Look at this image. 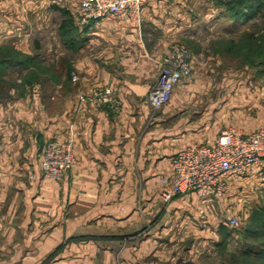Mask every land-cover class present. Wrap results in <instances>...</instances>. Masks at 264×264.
<instances>
[{"label":"crops","instance_id":"0c3cea01","mask_svg":"<svg viewBox=\"0 0 264 264\" xmlns=\"http://www.w3.org/2000/svg\"><path fill=\"white\" fill-rule=\"evenodd\" d=\"M71 1L0 0V48L32 55L37 47L35 27L9 28L5 17L57 13L56 32L69 31L55 46L75 49V89L110 88L122 108L79 105L74 89L48 91L29 69L2 77L23 84L0 99V264H242L244 225L231 228L224 214L238 212L231 205L248 192L243 182L211 203L181 196L165 206L159 198L181 151L213 143L230 126L256 127L247 116L228 124L226 105L212 116L176 97L158 110L146 103L168 47L194 36L196 0H150L141 26L109 18L79 26ZM49 140L73 142L77 164L60 182L41 176ZM253 179L264 180L254 172L245 182Z\"/></svg>","mask_w":264,"mask_h":264},{"label":"rangeland","instance_id":"374dc122","mask_svg":"<svg viewBox=\"0 0 264 264\" xmlns=\"http://www.w3.org/2000/svg\"><path fill=\"white\" fill-rule=\"evenodd\" d=\"M219 1L196 0L193 4L196 14L195 27L193 28L195 30L194 36L193 38L183 37L175 42L189 50L192 76L175 88L169 102L162 108L170 105L173 97H176L175 102L180 99L183 108L186 110L211 113L212 116L215 115L216 109L226 105L228 124L233 125L244 116H247L246 120L256 121V127H249L248 130L232 126L228 128L251 132L264 127V41H261L259 47H255L257 49L253 52L248 50L242 52L236 47L232 53H229L227 49L230 48L232 42L238 47L247 45V41L242 39V34L246 32L255 33L258 38H261L264 34V14L249 24L234 22L223 12ZM71 2L74 3L73 0ZM27 19L22 21V18L5 17L3 22L9 28L18 22L25 26L30 24V27H35L37 29L35 33L37 47L34 52L31 55L17 49L11 50L9 49L10 45H4L3 48H0V61L10 58H14L15 62L24 61L30 65L29 73L35 75L36 83L44 85L48 91L55 89L61 83L62 85L67 83L63 88L67 92L74 89L77 99L80 92L75 89V82L78 80L74 81L73 78L78 75L71 63L75 57V49L73 47L60 48L55 46L58 40L64 43L66 41L65 33L56 32L63 18L57 13L51 16L43 13L38 17ZM80 23L81 19L78 13L77 24L80 26ZM46 25L47 31H44ZM72 26L73 24H70L69 28ZM70 31L69 40L76 33L72 32L73 30ZM16 70L25 71L27 69L24 65L17 68H7L4 70V74ZM158 73L159 71L151 89L156 85ZM6 78L3 80L5 81L3 88L5 85L9 87L8 92L18 90L23 84V82L15 79ZM7 94L6 90L0 92V99L6 97ZM116 96L118 95L116 94ZM119 101L122 108V102L120 99ZM261 177L263 180L264 174ZM242 185L247 188L248 192L241 195V200H234L231 206L236 208L235 210L238 212L236 214L231 212V214L235 215L244 226H247L251 212L264 206V180L243 181ZM243 225L241 226L243 227Z\"/></svg>","mask_w":264,"mask_h":264},{"label":"built area","instance_id":"2783aa9c","mask_svg":"<svg viewBox=\"0 0 264 264\" xmlns=\"http://www.w3.org/2000/svg\"><path fill=\"white\" fill-rule=\"evenodd\" d=\"M73 1L83 25L109 18L141 26L143 10L149 0ZM189 55L185 46L175 43L159 61L156 85L146 97V103L152 109L165 106L175 88L191 78ZM77 102L95 109L108 107L115 114L121 111L118 96L107 87L80 92ZM76 164L72 140H49L40 154L43 179L60 182ZM263 171L264 127L250 133L228 128L222 130L213 143L191 146L172 158L170 174L161 178L159 198L165 206L181 196H193L207 203L223 200L234 183L247 180L254 172L262 175ZM224 221L233 229L241 227L239 220L230 213L224 214Z\"/></svg>","mask_w":264,"mask_h":264},{"label":"trees","instance_id":"16d2710c","mask_svg":"<svg viewBox=\"0 0 264 264\" xmlns=\"http://www.w3.org/2000/svg\"><path fill=\"white\" fill-rule=\"evenodd\" d=\"M219 4L226 16L234 22L249 24L255 22V20L264 14V0H220ZM68 31L69 29H65L63 33L66 34ZM242 37V39L247 41V45H240L238 47L232 42L229 46L230 48L227 49L229 53H232L236 47L242 52L246 50L253 52L257 49L255 47H259L258 45L261 44V41H264V34L261 38H258L255 33L246 32L242 34ZM9 49L13 50L14 48L10 47ZM23 65L25 69L31 68L30 65L26 62L24 63V61L15 62L14 58L0 61V92H3V90L7 91L9 88L6 87V85V88H3L5 82L2 79L5 75L4 70H7V68L21 67ZM65 84L67 85V83H64L63 87ZM243 234L245 239L248 240V248L245 251L242 264H264V206L253 210L249 224L243 228ZM251 257L254 258L253 261L250 260Z\"/></svg>","mask_w":264,"mask_h":264}]
</instances>
